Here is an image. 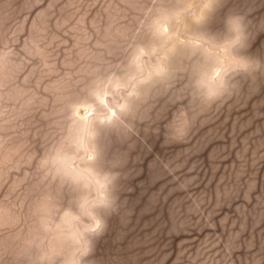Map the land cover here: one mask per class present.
I'll return each mask as SVG.
<instances>
[{"label": "rangeland", "instance_id": "rangeland-1", "mask_svg": "<svg viewBox=\"0 0 264 264\" xmlns=\"http://www.w3.org/2000/svg\"><path fill=\"white\" fill-rule=\"evenodd\" d=\"M0 264H264V0H0Z\"/></svg>", "mask_w": 264, "mask_h": 264}, {"label": "snow or ice", "instance_id": "snow-or-ice-1", "mask_svg": "<svg viewBox=\"0 0 264 264\" xmlns=\"http://www.w3.org/2000/svg\"><path fill=\"white\" fill-rule=\"evenodd\" d=\"M213 7H215L216 5L213 4ZM161 7H163V5H161ZM231 25L232 27L229 30V33L227 35V37H225L222 40V43L219 45L220 47L223 48L224 52H227L230 48L234 47L235 44V34L239 29V20L238 19H234L231 21ZM193 27H196L195 25H193ZM103 73H98L96 78L99 79L100 76H102ZM102 83V81H101ZM84 87L87 89L89 87V85L87 84V82L85 83ZM89 99H91V97H88ZM135 107V102H133V109ZM67 182V181H66ZM72 211L76 212L78 214H85L86 213V209L84 207L83 204H77V203H73L72 206Z\"/></svg>", "mask_w": 264, "mask_h": 264}]
</instances>
